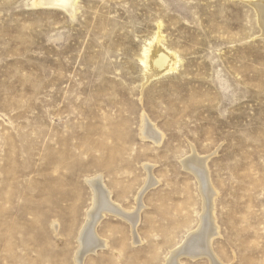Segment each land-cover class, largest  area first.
<instances>
[{
    "label": "rangeland",
    "instance_id": "1",
    "mask_svg": "<svg viewBox=\"0 0 264 264\" xmlns=\"http://www.w3.org/2000/svg\"><path fill=\"white\" fill-rule=\"evenodd\" d=\"M37 1L0 0V264H78L89 180L101 176L134 211L150 175L159 182L143 195L140 242L106 213L96 230L107 245L83 264H166L204 211L201 182L184 164L194 153L216 190L213 255L264 264L257 0ZM154 41L177 69L142 63ZM144 117L160 143L145 138ZM179 264L212 263L185 254Z\"/></svg>",
    "mask_w": 264,
    "mask_h": 264
},
{
    "label": "bare ground",
    "instance_id": "2",
    "mask_svg": "<svg viewBox=\"0 0 264 264\" xmlns=\"http://www.w3.org/2000/svg\"><path fill=\"white\" fill-rule=\"evenodd\" d=\"M73 0H38L37 4H55L61 5L64 8L71 6ZM255 10L258 12L262 26H264V0H257L254 2ZM258 16V17H259ZM262 28V27H261ZM158 38V37H156ZM158 40V39H156ZM162 42V41H161ZM155 44V41L153 45ZM152 45V44H151ZM153 48H145L143 50L142 63L148 67L151 73H160L172 71L178 66V61L175 56L165 49L158 41ZM177 69V68H176ZM148 138L154 139L156 143H160L163 139V134L151 124V122L143 118V132ZM144 136V135H143ZM153 140V141H154ZM193 153V152H192ZM191 156V155H190ZM201 157V156H200ZM198 157L194 153L191 157L184 160L185 167L192 170L196 177L201 182L202 193L204 197V211L201 217V222L196 230L189 233L182 245L172 250L171 256L167 259L166 264H179V259L182 255H189L190 257H197L206 255L212 264H221L217 257L213 255L212 241L215 235L218 234V226L214 217L213 199L216 190L211 182L206 169L198 170L199 165L205 164V159ZM147 167V166H146ZM156 178V177H155ZM152 175L147 179L144 187L139 191L137 199L138 207L134 211L125 209L121 204L112 199L111 191L103 184L101 176L90 179L89 183L94 191L93 204L87 213L86 222L81 227L79 233V249L76 254V261L78 264H83L84 257L91 252L104 249L107 241L99 236L97 233V226L105 216L106 213L117 215L126 220L132 226L133 239L135 242H140V237L136 232L137 225L140 220V211L143 208V195L146 190L158 184L159 180ZM133 242V241H132Z\"/></svg>",
    "mask_w": 264,
    "mask_h": 264
}]
</instances>
